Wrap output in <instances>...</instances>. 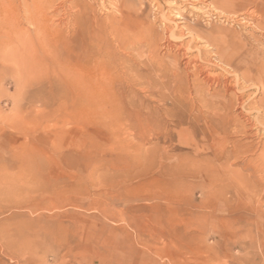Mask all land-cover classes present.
Returning <instances> with one entry per match:
<instances>
[{
    "label": "rangeland",
    "instance_id": "374dc122",
    "mask_svg": "<svg viewBox=\"0 0 264 264\" xmlns=\"http://www.w3.org/2000/svg\"><path fill=\"white\" fill-rule=\"evenodd\" d=\"M116 1L77 0L47 49L0 57V264H264V180L243 179L257 193L239 196L228 174H251L252 154L230 168L222 158L251 138L221 130L192 75L158 81L149 60L150 38L185 21L224 40L240 70L264 65V0Z\"/></svg>",
    "mask_w": 264,
    "mask_h": 264
},
{
    "label": "bare ground",
    "instance_id": "6f19581e",
    "mask_svg": "<svg viewBox=\"0 0 264 264\" xmlns=\"http://www.w3.org/2000/svg\"><path fill=\"white\" fill-rule=\"evenodd\" d=\"M119 2L120 3H118L117 0L116 2H111V4L114 9L116 8L119 11H122V7L124 6L123 0H119ZM214 3H208V6H212L215 9ZM74 7H78L77 0H0V57L10 54V56L14 58L16 63L19 61H22V63H28L29 57L34 58V53L38 51V49H47L49 47V43L46 40V36L48 35V28L50 31H59L63 27H66L68 29L70 28L69 25L73 15L71 14V10ZM55 12L57 13L53 14ZM179 14L180 13L177 12L178 18H180V16H178ZM162 15L164 20L171 19V13L167 15L163 12ZM172 19L174 18L172 17ZM242 21L247 22L249 20L244 17L242 18ZM184 22L185 21H180L176 25H173L171 27L165 24V35L150 38L149 44H151V52L149 55V60H152V69L155 72L160 73V75L158 76V81L161 82L167 81L170 76L173 75L171 79H173L175 85H177V82L181 79L186 80L190 75H192L193 82L191 83L193 84V89L195 91L194 97L202 102L203 107L218 116L220 124L219 126L221 130L231 135L241 134L251 138L249 139L251 140L250 142L244 144H242L239 140H232L233 142L231 144V148L229 147L230 149L228 150L226 148L227 153L226 155L224 153L222 158L225 159L228 165L227 167L230 168L232 165L237 164L242 157L247 156H244V153L252 154V157L246 159L245 161L247 162V164L251 165V169L253 170L251 174L246 176V174L242 171L237 172L234 169H230V174H228V177L232 181H236V179H239V184L234 183V185L230 187L239 192V196H255L257 193V189L255 188V186L252 183L249 184L248 181L245 182V184L242 183V181L245 178L247 179L248 177H251L252 174L256 176L258 180H264V65H257L255 60H253V62L248 61L245 63L246 68H243L244 70H240L239 67L241 66L239 62L236 61L237 64L233 63L236 55L228 54L227 44L224 40L211 39L208 35L202 34L199 30H197L195 26L191 24L183 25ZM30 26L34 29V32L30 31ZM121 36L119 35L117 36V38L119 45L122 46L124 37L122 38ZM159 40H163V49L173 52V56L176 59V61L174 62L173 70L170 66H167L166 63H162L161 59L158 57L157 50H160L158 43ZM201 40L204 41L203 46H194L195 43H198ZM215 45L218 51L213 53L208 50V47L212 48ZM102 47V45H97V47L94 49V59L98 62L96 66L105 64L104 68H107L108 64H106L104 52L105 50H103ZM9 59L11 60V58ZM8 63L11 62H9L8 60ZM181 63L183 65L182 69H180ZM34 67L35 66H33V69ZM219 69L220 72H217L216 70ZM170 70H172L173 74L169 73ZM104 74V72L101 74V78H104V80L114 78L111 74ZM156 75L157 73H155V76ZM83 87L85 88V86ZM216 87H220V90L218 92H216L215 90L214 93H211L210 91ZM258 91L262 95L255 100V97H257L255 95ZM226 95H229L230 99H226ZM173 101L176 104L180 103L182 102V97H178V95H176L174 96ZM102 107L103 106H101L100 110L104 111L105 113H110V111L106 107ZM237 110L240 111L236 113ZM200 117L198 115V118ZM119 124L121 123L119 122ZM216 125H218L217 122Z\"/></svg>",
    "mask_w": 264,
    "mask_h": 264
}]
</instances>
